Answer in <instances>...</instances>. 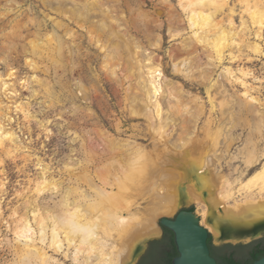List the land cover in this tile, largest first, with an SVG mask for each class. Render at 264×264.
<instances>
[{"label":"bare ground","instance_id":"1","mask_svg":"<svg viewBox=\"0 0 264 264\" xmlns=\"http://www.w3.org/2000/svg\"><path fill=\"white\" fill-rule=\"evenodd\" d=\"M41 1L48 6H54L53 1ZM70 1L72 5L65 7L64 0H59L58 5L53 8L65 18L64 21L56 19L54 28L47 33L41 32L42 25L35 37L27 42L28 48H23L24 53L30 55L26 59L27 65L37 71L39 61L36 59L40 57L53 62L55 72H58L57 65L66 71L72 65L73 70L76 57L84 53L75 49L77 35L72 24L87 28L86 23L92 13H99L102 17L99 23L87 28L89 35L85 37L88 39V47L92 48L97 44L104 53L103 67L112 79L116 70L124 67L126 78L135 80L136 92L127 98L126 110L134 120H146L147 129L140 132L139 138L143 140L149 137L151 143L132 141L99 127L96 136L106 148L105 153L95 159L92 155L94 148L83 142V159L76 160L77 165H67L72 175L70 181L74 185L65 191L60 187L61 182L49 178L51 168L44 165L41 158H37L36 164L40 170L37 188L39 193L49 188L53 193L60 191L62 195L56 205H49L47 208L31 201L26 214L18 217L19 223L13 229L15 242L12 248L16 255L15 262L65 264V261H60L55 256L60 254L75 263L83 261L82 264H131L139 245L142 248V243L147 238L160 233L157 223L159 216L173 213L177 206L189 202L199 206L201 223L218 240L244 239L251 230L263 229L264 161H259L264 159V143L263 147H259L254 144L252 137L246 136L235 151H232L239 134L229 136L228 132L238 121L241 123L253 114L264 116L261 100L253 95L254 87L246 79L251 72L233 67V64L243 60L242 42L245 37L251 38L254 32L257 39L264 38V0H179L178 5L170 7L174 24L185 21L192 31L185 39L188 40L186 43L198 45L193 52H186V55L173 62V71L204 87L214 70L210 65L201 67L188 62L194 54L200 57L198 48L202 45L208 50L207 64L214 65L229 58L232 65L224 68L221 76L226 82L222 83L220 80V85L229 84L233 88L242 85V95L247 101L235 103L229 98L226 88L218 87L211 94L214 103L221 96L219 104L222 117L215 128L212 121L204 127L207 136H210L208 140L212 141H205L207 144L202 148L200 157H195L194 151L197 149H193L194 133L204 108L203 105H198L199 97L191 100L182 85L172 82L170 85L162 61L145 55L144 40L133 33L130 25L123 26L114 17L112 9L108 6L103 8V0H85L81 2L82 6L77 0ZM242 5L244 9L241 11ZM133 10L137 14L135 16H144L140 8ZM6 11L8 14L13 9L6 7ZM183 14L185 16L181 18ZM237 16H240V24L237 23ZM133 21L131 27L137 26V34L143 35L150 47L160 50L163 37L154 32L162 25H153L154 21L144 23V33L143 28L137 25L138 21ZM114 22L115 25L112 24ZM18 29L19 33L9 36L11 43V39L21 40L29 36L19 26ZM183 30L185 29L170 34L175 37ZM59 31L63 33L60 34ZM86 41L82 40L83 43ZM247 46L256 55L262 53V45L257 41H250ZM14 73L11 70L7 74L8 79ZM4 80L1 79V91L14 95L15 92L10 90L12 84ZM34 80L46 89L52 100L61 99V94H57L51 89L52 86L49 87L38 76ZM23 83L28 88L27 81ZM78 88L81 93L88 95V89L83 84ZM61 89L63 97L71 99L70 103L74 105L75 97L79 93H74L69 82L61 85ZM191 103L196 104V109H193ZM27 105L30 103H19L15 108L31 119L32 114ZM165 106L168 107L166 111ZM231 108H236V115ZM64 113L69 118L78 117L77 121L81 123L82 118H85L81 115L86 111L80 106H72ZM0 147L8 155L23 148L17 142L14 132L7 130L1 123ZM223 156L229 169L232 168L231 176L220 169L224 166ZM238 163H242L249 173L241 170L243 165ZM91 167L96 168L95 172L90 171ZM252 169L255 170L252 172ZM148 178L157 198L151 214L144 216L133 211L135 204L129 198L133 199L139 194L133 188ZM238 191L241 197L236 195Z\"/></svg>","mask_w":264,"mask_h":264},{"label":"rangeland","instance_id":"2","mask_svg":"<svg viewBox=\"0 0 264 264\" xmlns=\"http://www.w3.org/2000/svg\"><path fill=\"white\" fill-rule=\"evenodd\" d=\"M50 1L54 2V6L43 4L41 0H0V75H2L0 77V123L7 130L14 132L17 142L23 147L20 151H13L11 155L6 154L4 148L0 147V264H19V262H15L16 255L12 248V244L15 242L13 229L19 223L18 217L26 214L30 202H38L40 207L47 208L49 205L50 207L54 206V204L56 205L57 200L61 198L62 193L60 191L53 193V190L45 188L40 194L37 190L40 181V170L36 164L37 158H41L43 164L51 168L49 178H54L58 182H61L60 187L65 191L71 185H74L70 181L72 175H70L67 165L68 163L77 165L76 160L83 159L84 155L81 152L83 142L87 143L89 147L94 148L92 155L95 156V159H98L105 153L106 148L96 136L99 127L109 129L114 135L122 136L132 141L140 140L145 144L151 143L149 137L143 140L139 138L140 132L143 129H147L146 120H134L126 110L127 98L130 94L136 92L135 80L126 78L124 74L126 71L123 72L125 70L124 67L118 68L114 79H112L103 67L104 53L99 50L95 43L92 48L88 47V39L85 37L89 35L87 28L90 29L93 27L92 24L99 23V20L102 18L99 13L95 11L92 13L89 21L86 23L87 28L79 27L76 23L72 24L77 35L74 41L77 43L75 49L77 48L80 52L84 53V55L76 57L73 70H71L72 65L68 67L67 71L62 69L60 65H57L58 72H55L54 63L47 59H40V57L36 59L39 61V69L37 71L27 65L26 59L30 55L23 51V48L26 49L29 46L27 42L35 37V33L40 30L42 25L41 32L47 33L52 31L55 21L60 19L65 20L61 14H58L53 9L56 7L55 5H58L59 0ZM77 1L80 4L81 2H85V0ZM178 2L179 0H103L102 6L103 8L108 6L112 9L115 14L114 17L123 26L130 25L133 33L144 40L145 55L153 56L155 59L162 61L164 73L170 79V85L171 82L178 86L182 85L191 100L199 97L198 105H203L204 108L196 126V132L194 133L195 145L193 149H197L194 151L195 157H200L203 152L202 148L207 144L205 141H212L208 140L210 136H207L208 134L205 132L204 127L208 126L209 121H212L215 128L220 122V117H222L219 104L221 96L214 103L211 94L218 87L222 89L226 88L230 96L229 98L233 99L235 103L236 101L247 103V101L246 97L242 95L244 91L242 85H239L238 88H233L229 84L227 86L224 84L223 86L220 85V80H222V83L225 81L221 73L224 72L226 66L232 65L229 58L227 57L224 62L218 61L214 65L207 64L208 50L202 45L198 48L199 53H201L200 57L194 54L188 59V62L196 66L201 65V67L210 65L211 69L214 70L213 75L206 81L204 87L185 79L183 75L173 71V62L186 55V52H193L195 47L198 46L195 43H192V45L186 43L188 40L185 39L192 33L187 23L179 21L174 24V20L171 19L172 13L170 12V7L171 5H178ZM64 5L66 7L72 4L70 0H64ZM6 7H12L13 11L8 14L5 13L7 12ZM135 8H140L144 16H135L137 15L133 10ZM243 9L244 5H242V8L240 7L241 11ZM244 13L247 19L248 14L246 13V9ZM184 16L183 14L181 18ZM104 19L107 20L106 17ZM134 19L138 21L137 25L141 29L143 28L144 33H146L142 26L144 23L154 21L153 25H162L160 28L155 29L156 31L154 32L163 37V45L160 50L150 47L145 41L144 36L137 34V26L131 27ZM236 20L237 23H241L240 16H237ZM107 22L110 23L112 21ZM112 24L115 25L116 23ZM18 26L23 30L22 32L28 33L29 36L21 40L11 39L13 42L11 43L9 36L20 32ZM182 29L185 30L180 35L171 36V32ZM59 33L62 34L63 32L59 31ZM82 40L87 41L83 43ZM250 41L260 43L262 45V53H257L256 55V53L252 52L247 46V43ZM242 43L243 60L233 64V67L234 69L241 68L251 72V74L246 76V79L254 87L252 89L253 95L261 100V110L264 113V38L257 39L253 32L251 38L245 37ZM185 49L187 50L183 52ZM99 52L101 53L100 55ZM11 70H14L15 73L14 76L8 79L7 74ZM34 76H38L49 87L52 86L51 89L56 91L57 94H61V99L54 98L52 100L46 89L34 80ZM2 78L5 79L4 81L12 84L10 90L15 92L14 95L1 91ZM25 80L28 83V88L23 83ZM68 82L71 89L75 91L74 93H79V96L75 97L74 105H71V99L62 95L63 90L61 89V85ZM81 84L88 89V95L80 92L78 86ZM24 102L30 103L27 107L32 114L31 119L26 118L23 112L17 111L15 108L16 104H23ZM191 104L193 109H196V104ZM72 106H80L84 112L86 111V113L81 115L85 116L81 120L82 125L77 121L78 117L69 118L64 113L65 110L71 109ZM166 110H168L167 106H165ZM230 110H233V114L236 115V108H231ZM70 114L73 115L72 112ZM236 134H239V139L233 143L232 151H235L236 147L244 141L243 139L246 136L252 137L255 145L263 147L264 116L258 117L253 114L241 123L238 121L237 125L228 132L229 136ZM173 135L176 138V132ZM8 146L9 144H7ZM225 159L223 156L222 161H224V166L220 169L223 173L231 176L230 172L232 168L229 169V164L225 163ZM262 161L264 159L259 161V163ZM238 164L240 166L243 165L242 163ZM258 167H260V164H258ZM78 170H81V168H78ZM95 170V167H91L90 171L95 172ZM241 170L249 173L244 165L241 167ZM254 170L252 169L251 171L253 172ZM149 179L133 188L134 192L139 194L133 197V199L129 198L131 199L129 201L135 204L133 205V211L144 216L151 214L157 198L151 183L148 182ZM239 194V191L238 193L236 192V195L241 197ZM181 209H192L197 215H201V212L198 211L199 206L194 202H189L177 206L173 213L161 214L157 219V223L159 224V220L163 216L173 218ZM201 216L200 218L202 219ZM201 224L211 233L213 245L224 242L232 245L251 243L264 236L263 227L259 231L251 230L249 235L247 234L244 239L223 238L222 240H218L205 224ZM160 229L158 236L147 238L142 243V248H140L141 244L139 245L131 264H169L171 262L172 257H169V259L164 258L166 249L173 251L170 241H162L156 244V241L161 240L163 228L160 226ZM151 246L152 248L158 246L162 250L157 249L155 252L147 253V250ZM55 256L60 261H65V264L83 263V261L82 263H75L72 259L67 260L60 254H56Z\"/></svg>","mask_w":264,"mask_h":264},{"label":"water","instance_id":"3","mask_svg":"<svg viewBox=\"0 0 264 264\" xmlns=\"http://www.w3.org/2000/svg\"><path fill=\"white\" fill-rule=\"evenodd\" d=\"M159 225L174 234L178 255L172 264H217L208 245L211 233L201 224V218L194 210L181 209L173 218L163 216ZM253 264H264V257Z\"/></svg>","mask_w":264,"mask_h":264},{"label":"flooded vegetation","instance_id":"4","mask_svg":"<svg viewBox=\"0 0 264 264\" xmlns=\"http://www.w3.org/2000/svg\"><path fill=\"white\" fill-rule=\"evenodd\" d=\"M161 240L156 241L160 243L162 241H170V244L173 246V251L170 249L165 250L166 259L171 258V262L175 256L178 255L176 244L174 241V234L171 230L162 227ZM208 238V245L210 248L211 255L216 259L217 264H253L257 260H260L264 257V236L255 240L251 243H238L235 245L229 243H219L217 245H213ZM157 249H161L160 247L152 246L147 250L149 252H155ZM162 250V249H161ZM175 251V253H173Z\"/></svg>","mask_w":264,"mask_h":264},{"label":"trees","instance_id":"5","mask_svg":"<svg viewBox=\"0 0 264 264\" xmlns=\"http://www.w3.org/2000/svg\"><path fill=\"white\" fill-rule=\"evenodd\" d=\"M209 241H211V236H210V239H209ZM173 253H175V251H174ZM169 264H172V263L170 262Z\"/></svg>","mask_w":264,"mask_h":264}]
</instances>
